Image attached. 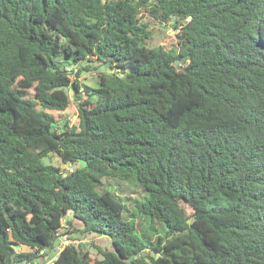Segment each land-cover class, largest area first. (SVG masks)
<instances>
[{
  "label": "trees",
  "instance_id": "obj_1",
  "mask_svg": "<svg viewBox=\"0 0 264 264\" xmlns=\"http://www.w3.org/2000/svg\"><path fill=\"white\" fill-rule=\"evenodd\" d=\"M146 18L177 45L149 47ZM74 235L112 249L58 253ZM51 260L264 264V0H0V264Z\"/></svg>",
  "mask_w": 264,
  "mask_h": 264
},
{
  "label": "rangeland",
  "instance_id": "obj_2",
  "mask_svg": "<svg viewBox=\"0 0 264 264\" xmlns=\"http://www.w3.org/2000/svg\"><path fill=\"white\" fill-rule=\"evenodd\" d=\"M145 22L149 23V25L151 26V30L153 31L152 39L149 41V45H148L149 47L165 46L168 48H172L177 45V40H176L177 30L173 28L172 24L163 25L160 24L158 21L153 20L152 18H146ZM95 78H96V73L94 71L84 72L82 74V79L84 80V83L90 86L93 85ZM61 120L62 122H68L71 125H78L79 119H78L77 111L75 110L74 106H72L71 109L65 112L63 116H61ZM44 162L47 164H53L55 166H59L64 171L67 172L75 169L74 166L64 165L61 159L56 154L49 156L47 159L44 160ZM103 183H104L103 189L108 188L110 190H114L123 199L126 200L127 209H128L126 214L129 216H133V218H135L141 233H146L150 228H152L154 231H158L157 233L158 236L163 235V232H165L166 227L162 223H159L156 220L150 221L147 218V216H145L142 212L139 211L138 206L145 197V193L140 186H138L135 182H133V180L125 181L118 177L105 178L103 179ZM181 206L185 210L187 216H191L193 214V210L189 204L181 202ZM76 223L80 225L79 224L80 222H76ZM68 239L71 240L64 239V241L70 242L71 244L76 246L81 243L83 245V249L89 251L91 256L95 259H102V256L97 251V249L94 248L93 243H96L97 245L106 249L108 248L112 249L111 242L104 237L88 236L86 238L83 235H74V236H68ZM73 239H77V240H73ZM57 251L59 252L60 250L58 249ZM55 252L51 253V257H53L56 254Z\"/></svg>",
  "mask_w": 264,
  "mask_h": 264
},
{
  "label": "built area",
  "instance_id": "obj_3",
  "mask_svg": "<svg viewBox=\"0 0 264 264\" xmlns=\"http://www.w3.org/2000/svg\"><path fill=\"white\" fill-rule=\"evenodd\" d=\"M68 228L67 223L64 221L62 224V231H65ZM71 244L70 242H65L63 239L61 241L60 247L58 248L59 250H62L65 246Z\"/></svg>",
  "mask_w": 264,
  "mask_h": 264
},
{
  "label": "water",
  "instance_id": "obj_4",
  "mask_svg": "<svg viewBox=\"0 0 264 264\" xmlns=\"http://www.w3.org/2000/svg\"><path fill=\"white\" fill-rule=\"evenodd\" d=\"M175 66H176V67H179V62H175ZM15 248H17V249H18V248H19V246H15ZM56 259H57V258H56Z\"/></svg>",
  "mask_w": 264,
  "mask_h": 264
},
{
  "label": "crops",
  "instance_id": "obj_5",
  "mask_svg": "<svg viewBox=\"0 0 264 264\" xmlns=\"http://www.w3.org/2000/svg\"><path fill=\"white\" fill-rule=\"evenodd\" d=\"M59 248V247H58ZM58 248L56 249V250H58ZM23 250H26L25 248H23ZM61 251V250H60ZM59 253V252H58ZM57 258V257H56ZM52 262V260L51 261H49V262H47V264H50ZM52 264V263H51Z\"/></svg>",
  "mask_w": 264,
  "mask_h": 264
}]
</instances>
